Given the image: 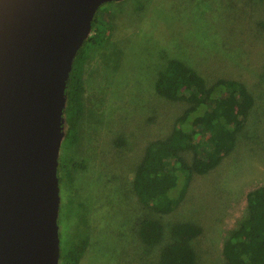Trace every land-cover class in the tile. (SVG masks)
Instances as JSON below:
<instances>
[{"label":"rangeland","instance_id":"1","mask_svg":"<svg viewBox=\"0 0 264 264\" xmlns=\"http://www.w3.org/2000/svg\"><path fill=\"white\" fill-rule=\"evenodd\" d=\"M97 10L105 38L84 63L79 140L70 148L82 167L60 196L61 244L78 225L87 237L80 264H153L169 227L191 222L200 229L190 240L195 263L224 264L221 245L244 213L245 193L264 184V0H115ZM169 59L206 84L242 82L254 105L232 150L193 173L174 207L160 213L139 203L132 175L146 144L167 137L187 105L157 95L151 84ZM143 216L163 224L152 246L137 237Z\"/></svg>","mask_w":264,"mask_h":264},{"label":"water","instance_id":"2","mask_svg":"<svg viewBox=\"0 0 264 264\" xmlns=\"http://www.w3.org/2000/svg\"><path fill=\"white\" fill-rule=\"evenodd\" d=\"M109 1L0 0V264H57L64 87Z\"/></svg>","mask_w":264,"mask_h":264},{"label":"trees","instance_id":"3","mask_svg":"<svg viewBox=\"0 0 264 264\" xmlns=\"http://www.w3.org/2000/svg\"><path fill=\"white\" fill-rule=\"evenodd\" d=\"M96 13L90 24L92 33L76 49L65 82L61 151L78 142L84 63L89 50L105 38L104 28L96 22ZM151 84L157 95L187 104L175 118L167 137L146 144L133 170L132 189L139 203L165 213L174 207L193 173H205L232 150L238 134L246 127L254 98L242 82L217 78L206 84L193 68L175 59L166 61ZM60 153L58 185L62 184L64 190L70 188L73 172L82 163L62 158ZM163 231L157 218L143 216L137 221V237L145 246L157 243ZM168 232L169 240L160 247L152 263L196 264L190 240L199 234V227L191 222H177ZM86 246V234L78 225L73 226L68 240L61 244L59 239L57 264H80ZM221 255L224 264H264V184L245 193L244 213L223 240Z\"/></svg>","mask_w":264,"mask_h":264},{"label":"flooded vegetation","instance_id":"4","mask_svg":"<svg viewBox=\"0 0 264 264\" xmlns=\"http://www.w3.org/2000/svg\"><path fill=\"white\" fill-rule=\"evenodd\" d=\"M63 125H64V122H63ZM63 132H64V126H63ZM63 136V135H62ZM78 140H79V137H78ZM60 144H61V142H60ZM73 145H71V146H67V148H64V149H62V151H61V149H60V147L61 146H59V152H58V155H59V153L60 154H62V158H66L67 160H71V159H73L72 158V156L70 155V148L72 147ZM58 172V171H57ZM70 188H71V186H70ZM66 189V191H64L63 189V191H62V193H59V185H58V194H59V205H58V209H59V206H60V196L61 195H63L65 198H66V195H67V192H68V190H69V187L68 188H65ZM65 204H67V200L65 201ZM80 205V204H79ZM75 206H76V204H75ZM80 207H81V205H80ZM58 214V213H57ZM58 232H59V230H58ZM58 238H59V235H58Z\"/></svg>","mask_w":264,"mask_h":264}]
</instances>
